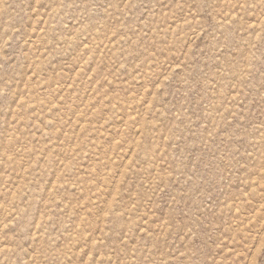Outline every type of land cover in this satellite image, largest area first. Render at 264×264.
<instances>
[{"label":"rangeland","instance_id":"obj_1","mask_svg":"<svg viewBox=\"0 0 264 264\" xmlns=\"http://www.w3.org/2000/svg\"><path fill=\"white\" fill-rule=\"evenodd\" d=\"M0 264H264V0H0Z\"/></svg>","mask_w":264,"mask_h":264}]
</instances>
